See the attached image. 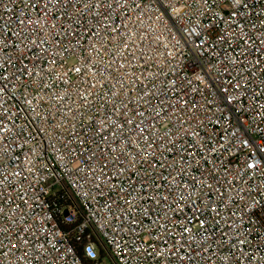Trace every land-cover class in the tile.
Returning <instances> with one entry per match:
<instances>
[{"label": "built area", "instance_id": "obj_1", "mask_svg": "<svg viewBox=\"0 0 264 264\" xmlns=\"http://www.w3.org/2000/svg\"><path fill=\"white\" fill-rule=\"evenodd\" d=\"M108 260L264 264V0H0V264Z\"/></svg>", "mask_w": 264, "mask_h": 264}, {"label": "rangeland", "instance_id": "obj_2", "mask_svg": "<svg viewBox=\"0 0 264 264\" xmlns=\"http://www.w3.org/2000/svg\"><path fill=\"white\" fill-rule=\"evenodd\" d=\"M106 264H111L110 260H108V261L106 262Z\"/></svg>", "mask_w": 264, "mask_h": 264}, {"label": "snow or ice", "instance_id": "obj_3", "mask_svg": "<svg viewBox=\"0 0 264 264\" xmlns=\"http://www.w3.org/2000/svg\"><path fill=\"white\" fill-rule=\"evenodd\" d=\"M58 2H59V0H58ZM69 2H70V0H69Z\"/></svg>", "mask_w": 264, "mask_h": 264}, {"label": "trees", "instance_id": "obj_4", "mask_svg": "<svg viewBox=\"0 0 264 264\" xmlns=\"http://www.w3.org/2000/svg\"><path fill=\"white\" fill-rule=\"evenodd\" d=\"M103 257H104V255H103Z\"/></svg>", "mask_w": 264, "mask_h": 264}, {"label": "water", "instance_id": "obj_5", "mask_svg": "<svg viewBox=\"0 0 264 264\" xmlns=\"http://www.w3.org/2000/svg\"><path fill=\"white\" fill-rule=\"evenodd\" d=\"M66 215H67V213H66Z\"/></svg>", "mask_w": 264, "mask_h": 264}]
</instances>
